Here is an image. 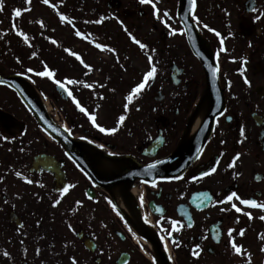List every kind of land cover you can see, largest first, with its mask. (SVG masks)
Segmentation results:
<instances>
[{"label":"flooded vegetation","instance_id":"flooded-vegetation-1","mask_svg":"<svg viewBox=\"0 0 264 264\" xmlns=\"http://www.w3.org/2000/svg\"><path fill=\"white\" fill-rule=\"evenodd\" d=\"M45 67L51 78L36 75ZM13 76L88 153L75 160L0 83V264H161L157 249L170 264L232 263L255 208L227 196L264 199V0H0V78ZM211 81L224 111L199 158L180 174L146 172L202 129Z\"/></svg>","mask_w":264,"mask_h":264},{"label":"water","instance_id":"water-1","mask_svg":"<svg viewBox=\"0 0 264 264\" xmlns=\"http://www.w3.org/2000/svg\"><path fill=\"white\" fill-rule=\"evenodd\" d=\"M181 6H184V3H182ZM192 40L194 39L192 38ZM212 68L213 70L216 69L215 66ZM213 70L211 73L212 77L216 84H218L217 71L214 76ZM0 83L8 84L16 90L23 102L34 113L43 129L62 143L75 160L79 163H83L88 153V148L82 143L75 141L68 132L57 127L53 123L43 106L40 96L30 84L18 76L0 78ZM203 101L209 103V111L202 129L195 137L184 139L172 157L155 163L156 167L150 170L153 176H162L165 174L172 176L174 174H180L200 155L209 138L215 119L220 116L224 110L222 94L219 93L217 85H214V82H210V88ZM198 148L200 149L199 152H197ZM156 254L161 264H168L165 255L159 249L156 250Z\"/></svg>","mask_w":264,"mask_h":264},{"label":"snow or ice","instance_id":"snow-or-ice-1","mask_svg":"<svg viewBox=\"0 0 264 264\" xmlns=\"http://www.w3.org/2000/svg\"><path fill=\"white\" fill-rule=\"evenodd\" d=\"M27 2H29V0H26V3H27ZM42 2L45 3V4H47V3L49 2V0H42ZM150 2H151V0H140V3H142V4H144V3H150ZM189 3H190V5H191L192 7L195 6V0H189ZM152 6H153V8L156 7L155 4H153ZM15 14H16L17 17H19V16L21 15L20 10H19V9H16V10H15ZM164 15L167 16L168 13L165 12ZM193 19H195V17H193ZM60 20H61V21H64V20H65V17H64L63 15H61V16H60ZM97 23H99V21H97ZM209 30H211V29H209ZM18 35H23V33H18ZM76 35L79 36L80 33L77 32ZM216 35L219 36L220 34H219V33H216ZM24 39H25V41H27V37H26V36L24 37ZM133 39H134V41H135L137 44H139V47H140L141 49H144V48L146 47L144 44L140 43L138 40H135L134 37H133ZM53 43H55V41H53ZM221 45H223V41H221ZM97 47L99 48V47H101V45L98 44ZM106 50H107V51H112V49H110V48H108V49H106ZM222 50H223V49H222ZM33 55H35V54H33ZM77 59H79V57H77ZM149 62L151 63V57H149ZM85 67H87V65H85ZM27 71H28V72H31L32 69L29 68ZM156 71H157V69H156L155 67H151V69H150L149 71H147V72L144 74L142 81H141L138 85H136V86L131 90V94L127 96L126 99H127L129 102H131V101L133 100V98L145 88L146 83L149 81V79L154 78V76L156 75ZM216 71H217L216 69L213 70V75H214V76H215V74H216ZM36 75L41 76V77L47 76V77L51 78V77L53 76V73H52L51 71H49V70L45 67V70H44V71L37 72ZM54 82L58 85V87H60L61 89L67 91V89L65 88L64 84L61 83L59 80H55ZM68 83H70V84H75L76 81H74V80H69ZM245 83H248V81L245 80ZM68 95L71 96L72 93H71V92H68ZM74 102H75V101H74ZM76 106H77L78 108H80V111H82V112L84 111V108L80 107L79 103H77ZM125 108H127V104L125 105ZM89 119L92 120L93 123L95 124V116H89ZM119 119H120V121H123V120L125 119V117H124V116H121ZM99 130H100L101 132L110 131V132H113V133L116 131L115 128L110 129V130H107V129L103 128V127H100ZM241 135H244V131H243V129L241 130ZM199 151H200V149L198 148V149H197V152H199ZM197 158H199V157H197ZM237 160H239V154H237V155L234 157L232 164H230L229 166H230V167H231V166H234V165H235V162H236ZM155 167H156L155 164H151V165L148 166V169H146L145 171L148 172V171H150L151 169H154ZM216 170H217V169H216L215 167H213V168L210 169V171L203 172V173H202V176H208V175H210L211 173L216 172ZM19 175H20V173H17V176H19ZM28 183H31V181H28ZM152 186L155 187V183H154V182H153ZM69 187H70V186H69ZM67 191H68V188L65 187V188L63 189V192H67ZM234 197H235V199L239 200L240 204H242V205H246V206H250V207H254V208H262V209H264V203H258L255 199H241V198L237 195L236 192H232L230 195H228V196H227V200H228V201H232ZM89 198L91 199V197H89ZM141 199H142V197H141ZM57 203H58V202H57ZM232 207H233V208H236V211H237V212H240V211H241V209L238 208V207H236L235 204H233ZM158 211H159V209H158ZM245 214L249 216V219H251V215H250L249 213H245ZM260 218H261L262 220H264V216H262V217H260ZM177 225H178V222H177V221H172V227H173L174 230H178ZM189 226H191V225H189ZM243 234H244V231L241 229V230L239 231V235L243 236ZM169 235H171V233H169ZM231 235H232V230L230 229V230H229V236L231 237ZM161 238L164 239V237H161ZM173 243H174V244H177V246H179L178 243H177L175 240H173ZM199 247H200L199 245L196 246L197 249H199ZM231 247L234 249V251H235L237 254L241 253V248H240L236 243L231 242ZM261 251L264 252V248H261ZM4 255L7 256L8 253L5 252ZM193 255H199V252H198V251H194V252H193ZM73 264H76V261H75V260H73ZM125 264H127L126 261H125ZM249 264H250V261H249Z\"/></svg>","mask_w":264,"mask_h":264},{"label":"rangeland","instance_id":"rangeland-1","mask_svg":"<svg viewBox=\"0 0 264 264\" xmlns=\"http://www.w3.org/2000/svg\"><path fill=\"white\" fill-rule=\"evenodd\" d=\"M20 1H23V0H20ZM29 1H32V0H29ZM101 55H102L101 57L92 56V61L96 64L97 68L100 67L104 63L106 64L109 63L108 60L107 62H105L103 60V59H106L105 56L103 54ZM97 75H99V73L95 72V76ZM96 79L101 80V75L99 78L96 77ZM120 98L121 96L118 97V100ZM11 103L12 102H10V109L13 108L14 110H16V108ZM97 112H101V114H105V111L102 109L97 110ZM110 125L112 124L110 123ZM107 127H111V126H107ZM258 169L259 168L256 167L255 170H258ZM260 203H264V199ZM250 215H251V219L248 224V228L245 231L242 244L240 246L241 253L234 255L236 258L230 264H249V261H250V264H264V252L261 251V248H264V220L260 218L264 216V209L255 208L252 210Z\"/></svg>","mask_w":264,"mask_h":264},{"label":"bare ground","instance_id":"bare-ground-1","mask_svg":"<svg viewBox=\"0 0 264 264\" xmlns=\"http://www.w3.org/2000/svg\"><path fill=\"white\" fill-rule=\"evenodd\" d=\"M46 108H48V106H46ZM204 111H205V109L203 108V110L196 117L195 124H194V127H193V131H195L199 127V125H200V123H201V121H202V119L204 117V113H205ZM101 165L104 166L105 169L108 168V167H111V164L108 161H103Z\"/></svg>","mask_w":264,"mask_h":264}]
</instances>
